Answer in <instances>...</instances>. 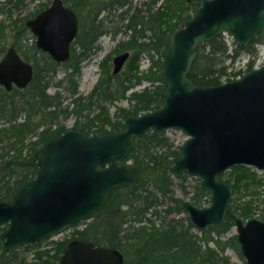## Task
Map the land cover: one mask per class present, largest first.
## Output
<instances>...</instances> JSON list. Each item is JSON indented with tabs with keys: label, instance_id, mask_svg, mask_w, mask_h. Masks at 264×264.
I'll return each instance as SVG.
<instances>
[{
	"label": "water",
	"instance_id": "95a60500",
	"mask_svg": "<svg viewBox=\"0 0 264 264\" xmlns=\"http://www.w3.org/2000/svg\"><path fill=\"white\" fill-rule=\"evenodd\" d=\"M190 14L167 35L159 78L160 103L126 115L122 128L85 133L66 127L33 152L36 170L8 200L0 201L1 248L37 241L61 227L88 219L113 189L132 185L140 170L125 160L135 140L161 130H180L185 138L168 167L171 174L198 178L208 194L203 206L183 201L188 221L197 230L219 224L227 211L231 186L220 173L232 164L264 169V60L240 75L215 84L188 77L200 42L226 33L243 48L264 28V0H185ZM34 45L53 60L69 57L77 33V16L61 0H51L25 20ZM128 50L113 54L117 73ZM31 62L12 44L0 56V86L22 88L32 78ZM235 237L246 264H264V220L233 219ZM115 248L90 240L66 241L57 264H122Z\"/></svg>",
	"mask_w": 264,
	"mask_h": 264
},
{
	"label": "trees",
	"instance_id": "16d2710c",
	"mask_svg": "<svg viewBox=\"0 0 264 264\" xmlns=\"http://www.w3.org/2000/svg\"><path fill=\"white\" fill-rule=\"evenodd\" d=\"M6 1L18 6L24 0ZM63 2L76 12L78 29L69 46V57L61 63L37 49L33 41L25 42L29 33L25 19L42 6L28 13L29 15L20 17L18 22L11 20V43L22 58L32 63L33 72L31 80L22 88L12 86L6 91L0 86V116L3 115L7 121L6 125L0 127V201L10 199L16 187L33 176L36 170L33 152L37 145L57 136L65 129L61 123L52 126V120L59 113H74L77 118L82 117L75 120V127L85 133H92L122 128V120L126 115L137 114L160 103L159 94L163 84L159 71L167 35L189 16L188 10L192 8L185 0H145L142 2L144 9L133 8L131 13H128L127 0ZM155 2L157 5L153 7ZM112 9H119L118 20H126L122 24V31L128 32L125 39L116 42L112 52L128 50L129 56L124 67L117 73H112L108 61L109 54L104 55L98 61V77L91 89L86 94L77 93L80 60L93 52L97 46L95 41L101 33L109 32L113 36L119 28L103 23ZM144 30L149 31L147 40L140 39ZM262 32L264 28L257 36L264 37ZM253 41L243 49L232 41L231 53L227 52L228 46L221 33L200 42L188 77L197 84L218 83L221 81L220 77L226 74L225 80L234 78L241 74L242 70L239 68L227 71V65L223 61L227 57L232 61L240 50L254 56ZM4 49L3 41L0 45V55ZM151 50H159V57L153 59ZM142 51L148 53L149 59L145 68L138 69L137 56ZM252 62L253 59H248L244 70L251 68ZM59 65H63L64 73L55 83L66 88L72 96L69 109L67 105L60 107L61 97L57 91L51 94L46 92ZM143 79L149 84L139 90H129ZM120 98H126L129 105L117 106L112 119L105 101L111 102ZM20 112L24 113L23 118L15 120ZM117 116L120 118L117 119ZM105 125L108 128H105ZM29 134L34 138L26 142L25 138ZM156 146L164 149L154 150ZM10 150L12 153H8ZM177 151L178 146L173 145L164 130L142 140H135L125 160L139 168V180L132 185L113 189L102 207L94 210L88 220L68 224L72 227L69 238L56 241L51 252L48 249L35 250L34 261L28 264H57L66 241L71 238L90 240L95 244L117 248L123 256L122 264H229L227 257L222 254L226 247L232 248L241 256L235 234L224 236V233L233 225L235 217H254L253 198L242 197L245 194H258V186L263 185V181L248 165H230L224 180L230 184L233 196L223 221L197 230L198 233L194 232L187 216L184 217L185 222L181 217L173 216L164 220L165 215L170 212L177 214L184 211L182 204L185 199L174 195L171 187L173 176L183 178L184 173L171 174L168 170ZM223 173L224 171L219 175L222 176ZM262 194L264 195V191ZM202 195L208 194L199 187L197 180L189 201L203 206L204 204H200ZM205 202L208 203L207 197ZM162 204L164 206L160 207ZM154 216L159 217V221H156ZM80 223L83 225L75 227ZM2 228L3 225H0V230ZM47 236L31 243L9 247L7 250L1 248L0 240V264H25L18 249L36 247Z\"/></svg>",
	"mask_w": 264,
	"mask_h": 264
},
{
	"label": "rangeland",
	"instance_id": "374dc122",
	"mask_svg": "<svg viewBox=\"0 0 264 264\" xmlns=\"http://www.w3.org/2000/svg\"><path fill=\"white\" fill-rule=\"evenodd\" d=\"M127 1H128V8H129L128 13H131L133 8H141V9L145 8V5L142 3L145 0H127ZM42 2H49V0H24L23 3L18 5V6H13L12 3H10L6 0H0V45L4 41V47L6 48L11 43L12 35H11L10 28H9L11 25V20L15 19L18 22V20H20V17H22L24 15L25 16L29 15L28 13L33 12L37 7H39V4H41ZM156 5H157V2L153 3V7L154 6L156 7ZM122 8L124 9L125 6H123ZM188 11L190 12L191 9H189ZM118 12H119V9L110 10V12L107 14L106 20H103L104 21L103 23H106V24L110 25L111 27L119 26V28L116 30L115 34L113 36H111L109 34V32L101 33L95 41L97 46L93 50V52L91 54L84 56L80 60L79 72L77 75V93L86 94L91 89L92 85L94 84V82L96 81V79L98 77V69H99L98 61L102 57H104V55L109 54L108 61L110 63V68H111V66H112L111 57L114 54V52H112L113 51L112 49L115 46L116 42L121 40V39H125L126 35H127L126 33H128V32L125 33L124 31H122V24L125 23L126 20L125 19L118 20ZM148 35H149V31L144 30L143 35H141L140 39L141 40H147ZM221 36L228 46L227 52L231 53L232 52V39H231V37L229 35H227L226 33H221ZM31 41H34V35L29 32L25 37V42L31 43ZM252 47L255 50L254 56H250L246 51L240 50L232 58V61L230 60L229 57L225 58L223 63L227 65L226 70L228 71L230 69L232 70V69H239L240 68L243 72V71H245L244 70L245 62L248 59H253L252 67L259 65L264 60V40L259 44H253ZM240 49H243V48H240ZM150 53L152 54L153 59H156L157 57H159V50L158 51L151 50ZM148 59H149L148 53L146 51L140 52L137 56L138 69L145 68L147 66ZM122 67H124V64ZM63 73H64L63 65H59L55 71L54 77L49 82V84L46 88V92L51 94V93L57 91L61 97L60 107H64L65 105H67V109H69L71 107L70 98L72 96L68 93L66 88L55 83V81L58 78H60L63 75ZM226 76H227V74L222 75L220 77V80L224 81ZM228 77H231V76L228 75ZM155 83H157V81ZM148 84H149V82L143 79L139 83L132 86L129 90H133V89L139 90L143 86L148 85ZM129 90H127L126 93H128ZM105 103L107 105L108 113L112 119L114 118V113L117 111V106L118 107L119 106L128 107V105H129V102L126 98L115 99V100H112L111 102L105 101ZM23 116H24V113L20 112L19 115L15 118V120H21L23 118ZM79 118L81 119L82 117L77 118L74 113H68L66 115L59 113L52 120V123H53L52 126L55 123H61L64 125L65 128L69 127V126H76L75 120L79 119ZM119 118L120 117L117 116V119H119ZM6 124H7L6 119L3 117V115L0 116V127L3 125H6ZM104 127L108 128L107 125H105ZM164 134L167 135L169 137V140H171V142L173 143V145H176V146H178L181 143V141L185 138V135L180 130L173 129V128L165 129ZM33 138H34V136L32 134H29L25 138V141L27 142L28 140L33 139ZM38 146L39 145H37V147ZM24 149H25V147L22 149V152L24 151ZM157 149L163 150L164 147H162V149H161L159 146H156L154 148V150H157ZM8 153H12V151L10 150ZM245 165H247V164H245ZM248 166L252 167V169L254 170L257 177L261 178V180L263 181V185L258 186L259 187V189H257L258 194H256V195L254 194L253 196L251 194L250 195L245 194L244 197H242V198L252 197L253 198V206L252 207L255 206V208H253L254 210H252L254 213L253 216L264 220V195L262 194V192L264 191V169H259V168L252 166V165H248ZM228 171H229V167L224 170L223 175L220 177L222 179H225ZM197 180H198V178L196 176L189 175L186 173H184L183 178L173 176L171 187H172V191H173L174 195L182 197L185 200H189L191 194L193 193V185L197 183ZM179 183H181L182 186ZM232 196H233V194H231L230 198ZM206 197L208 198V195L207 196L202 195L200 204H204V205L207 204L205 202ZM163 206H164V204H162L160 207H163ZM161 215H163V212H161ZM172 216L173 217H181L182 221L185 222L184 217L186 216V212L181 211L177 214L170 212L169 214L165 215L164 220H167L169 217H172ZM154 219L156 221H159V217H157V216H154ZM85 220H88V219H85ZM82 225L83 224L80 223V224H77L75 227H80ZM71 231H72L71 226L60 229V230L48 235L36 247L30 246L27 248H19L18 249L19 254L23 255L25 264H28V263L34 261L35 250L48 249L49 252H51L56 241H61V240H65L66 238H69ZM192 231L198 233L196 228H192ZM234 232H235V228L233 225H231L229 227V229L224 233V236L228 235V234H232ZM221 238H222V236H221ZM210 244L212 245L211 242H210ZM222 254H224L227 257L229 264H246L244 257L242 255L241 256L238 255L230 247H226L224 249V251L222 252Z\"/></svg>",
	"mask_w": 264,
	"mask_h": 264
},
{
	"label": "flooded vegetation",
	"instance_id": "af4514ba",
	"mask_svg": "<svg viewBox=\"0 0 264 264\" xmlns=\"http://www.w3.org/2000/svg\"><path fill=\"white\" fill-rule=\"evenodd\" d=\"M61 1L63 2V0H61ZM50 2H51V0H49V2H42L41 4H39V6H42V8H44V7H46L48 4H50ZM63 3H64V2H63ZM44 4H45V5H44ZM64 4H65V3H64ZM65 5H67V4H65ZM67 6H68V5H67ZM68 7H70V6H68ZM42 8H41V9H42ZM70 8H71V7H70ZM41 9H39L38 11H40ZM71 9L74 11L73 8H71ZM38 11H37V12H38ZM37 12H35L33 15H35ZM74 13H75V15L77 16V14H76L75 11H74ZM33 15H32V16H33ZM30 17H31V16H30ZM28 18H29V17H28ZM26 19H27V18H26ZM26 19H25V20H26ZM27 29H28V28H27ZM77 29H78V17H77ZM28 32H30L29 29H28ZM30 33H31V32H30ZM258 33H259V32H258ZM258 33H257V34H258ZM262 33H263V36H264V32H262ZM257 34L252 38V41L255 39V40L253 41V44H259V43H261V42L264 40V37H262V36L259 37V36H257ZM252 41H250V42H252ZM33 43H34V41H33ZM10 44H12V43H10ZM12 45H13V44H12ZM13 46H14V45H13ZM34 46H35V45H34ZM14 48H15V46H14ZM36 48H37V47H36ZM37 49H38V48H37ZM4 50H5V49H4ZM39 50H40V49H39ZM16 51H17V50H16ZM41 51H42V50H41ZM3 52H4V51H3ZM3 52H2V54H3ZM43 52H45V51H43ZM45 53H46V52H45ZM2 54H1V55H2ZM114 54H115V53H114ZM1 55H0V56H1ZM19 55H20V54H19ZM47 55H48V54H47ZM48 56H49V55H48ZM128 56H129V55H128ZM49 57H50V56H49ZM50 58H51V57H50ZM127 58H128V57H127ZM126 60H127V59H126ZM126 60H125V61H126ZM54 61H55V60H54ZM56 62H57V61H56ZM58 63H61V62H58ZM124 63H125V62H124ZM31 65H32V63H31ZM121 69H122V67H121ZM121 69H120V70H121ZM120 70H119V71H120ZM10 89H11V88H10ZM10 89H9V90H10ZM244 219H245V218H244Z\"/></svg>",
	"mask_w": 264,
	"mask_h": 264
}]
</instances>
